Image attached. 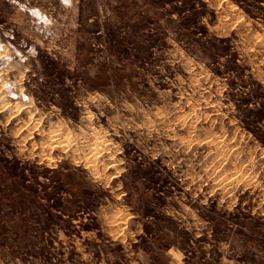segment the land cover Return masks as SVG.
I'll return each mask as SVG.
<instances>
[{
	"label": "rangeland",
	"instance_id": "1",
	"mask_svg": "<svg viewBox=\"0 0 264 264\" xmlns=\"http://www.w3.org/2000/svg\"><path fill=\"white\" fill-rule=\"evenodd\" d=\"M0 264H264V0H0Z\"/></svg>",
	"mask_w": 264,
	"mask_h": 264
},
{
	"label": "bare ground",
	"instance_id": "2",
	"mask_svg": "<svg viewBox=\"0 0 264 264\" xmlns=\"http://www.w3.org/2000/svg\"><path fill=\"white\" fill-rule=\"evenodd\" d=\"M52 138V137H51ZM100 143V142H99ZM96 145V144H95ZM101 150H98V152H100Z\"/></svg>",
	"mask_w": 264,
	"mask_h": 264
}]
</instances>
